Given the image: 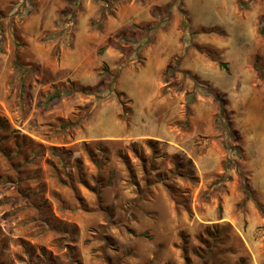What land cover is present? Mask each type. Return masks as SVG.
I'll list each match as a JSON object with an SVG mask.
<instances>
[{
	"label": "rangeland",
	"instance_id": "374dc122",
	"mask_svg": "<svg viewBox=\"0 0 264 264\" xmlns=\"http://www.w3.org/2000/svg\"><path fill=\"white\" fill-rule=\"evenodd\" d=\"M245 189L264 0H0V264H264Z\"/></svg>",
	"mask_w": 264,
	"mask_h": 264
},
{
	"label": "trees",
	"instance_id": "16d2710c",
	"mask_svg": "<svg viewBox=\"0 0 264 264\" xmlns=\"http://www.w3.org/2000/svg\"><path fill=\"white\" fill-rule=\"evenodd\" d=\"M221 66H222V64H221ZM245 193L247 194L248 198H252L251 193H250L249 190L245 189ZM252 201L254 202L256 208H257V209L261 212V214L264 216V211L262 210L260 204H259L254 198H252ZM218 211L221 212V207H220V206L218 207ZM185 262H186V264H189V260H187L186 258H185Z\"/></svg>",
	"mask_w": 264,
	"mask_h": 264
}]
</instances>
